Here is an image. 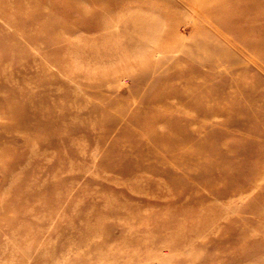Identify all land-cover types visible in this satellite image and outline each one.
Here are the masks:
<instances>
[{
    "label": "rangeland",
    "instance_id": "374dc122",
    "mask_svg": "<svg viewBox=\"0 0 264 264\" xmlns=\"http://www.w3.org/2000/svg\"><path fill=\"white\" fill-rule=\"evenodd\" d=\"M0 264H264V0H0Z\"/></svg>",
    "mask_w": 264,
    "mask_h": 264
},
{
    "label": "bare ground",
    "instance_id": "6f19581e",
    "mask_svg": "<svg viewBox=\"0 0 264 264\" xmlns=\"http://www.w3.org/2000/svg\"><path fill=\"white\" fill-rule=\"evenodd\" d=\"M197 1H198V0H197ZM189 6H190V5H189ZM202 6H203V5H202ZM205 6H206V5H205ZM205 6H204V7H205ZM198 7H199V6H198ZM204 7H203V8H204ZM200 8H201V7H199V9H200ZM204 9H205V8H204ZM204 9H200V10H204ZM196 11H197V10H196ZM204 13H205V12H204ZM196 14H197V13H196ZM193 15H194V14H193ZM194 16H195V15H194ZM197 16H198V15H197ZM201 16H202V15H201ZM195 19H197V18H195ZM173 26H174V25H173ZM180 34H181V32H180ZM162 37H163V36H162ZM251 60H252V58H251ZM253 60H254V59H253ZM253 60H252V61H253ZM220 62H221V61H220ZM239 65H240V64H239ZM246 65H247V64H246ZM231 67H232V66H231ZM206 69H207V68H206ZM121 88H122V87H121ZM119 90H120V89H119ZM43 95H44V94H43ZM218 110L223 111V107L218 108ZM207 111H208V110H207ZM207 113H208V112H206V115H207ZM262 116H263V115H260L259 117H258V116H257V117L260 118V117H262ZM252 118H254V121H258V118H256V117H252ZM262 118H263V117H262ZM48 138H49V137H48ZM173 138L176 139V137H172V139H173ZM175 141H176V140H175ZM26 172H27V171H26ZM165 185H166V184H165ZM17 187H18V185L15 184V185H14V189H12V190H13V193H15L14 196L16 195V196H15L16 199H17ZM91 214H92V213H91ZM95 214H96V213H95ZM106 217H107V216H106ZM101 219H102V218H101ZM134 219H135V218H134ZM221 219H223V218H221ZM102 220H103V219H102ZM227 220H228V219H227ZM225 221H226V220H225ZM64 231H65V230H64ZM202 232H203V231H202ZM212 232H214V231H212ZM160 234H161V233H160ZM15 236H16V235H15ZM165 236H166V235H165ZM177 236H178V235H177ZM198 238H199V237H198ZM188 239H189V238H188ZM134 240H135V239H134ZM189 242H190V241H189ZM101 263H102V262H101Z\"/></svg>",
    "mask_w": 264,
    "mask_h": 264
}]
</instances>
